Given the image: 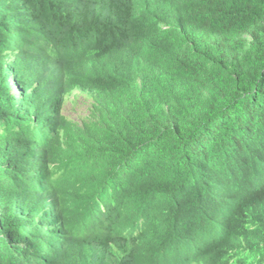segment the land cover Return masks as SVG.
I'll list each match as a JSON object with an SVG mask.
<instances>
[{
	"label": "trees",
	"instance_id": "obj_1",
	"mask_svg": "<svg viewBox=\"0 0 264 264\" xmlns=\"http://www.w3.org/2000/svg\"><path fill=\"white\" fill-rule=\"evenodd\" d=\"M42 61L80 120L24 87ZM236 157L264 170V0H0V264H185L204 221L197 263L264 264V183L219 221L204 179Z\"/></svg>",
	"mask_w": 264,
	"mask_h": 264
},
{
	"label": "clouds",
	"instance_id": "obj_2",
	"mask_svg": "<svg viewBox=\"0 0 264 264\" xmlns=\"http://www.w3.org/2000/svg\"><path fill=\"white\" fill-rule=\"evenodd\" d=\"M38 69L31 67L28 73L27 83L23 84L24 87L29 88L30 90H35L42 93L51 92L53 88L56 87L55 92L53 94H49L48 98L44 101L43 106L48 105L55 97L59 100V107H46L52 111H60L62 116L71 117L69 116V111L71 109L72 104L74 103L78 107L79 101H84L83 99L78 97V90L72 89L69 86L68 77L62 75L61 71L59 70L60 67L55 65L51 61H42L37 62ZM63 80L61 81V78ZM39 79H46L47 86L46 87H38L34 85H30L29 81L34 82ZM53 80L52 83H50ZM12 93H15V90H12ZM71 99V100H70ZM88 104L84 103L81 107L84 109V113L87 114L86 106ZM78 115L77 112H74V115ZM72 118V117H71ZM225 169L222 166L221 171ZM230 172L223 173L224 177L216 178L215 180H211L214 175L219 174L220 172H210L207 170V174L204 175V179L206 184L209 186L210 190L212 191V197H210L214 202V207L216 210L217 218L216 220L224 221L225 217L220 216V213L223 210L224 204L230 200H244L250 196L251 193L258 190L261 187H258L256 184L264 183V170H262L255 179H251V172L246 171L243 169L240 164L238 163L237 157L234 160V164L232 167L229 168ZM236 169V170H235ZM228 171L226 168L225 171ZM233 172V173H232ZM236 174H240L237 175ZM219 179V180H218ZM256 187V188H255ZM241 190V197H238V192ZM244 190V191H243ZM110 212V216L106 217L107 213ZM102 219L97 223L98 226L105 225V230L107 226L110 227H117L119 225L118 218L115 215L114 210L110 211L106 209L102 213ZM223 218V219H222ZM114 224V226H111ZM200 225H205L204 227H199ZM199 226L187 229V231L182 232L175 237L170 239V248L172 250V260L176 259V254L179 246L185 244L190 246L192 243H196L195 252L191 258H188L185 264H201L196 262L197 258L205 249V247L209 244L210 241L198 244L202 238L206 236L203 233V229L206 228L205 221L202 222ZM126 229V224L122 225L121 230ZM104 230V232H105ZM104 232L102 234H104ZM164 253L156 252L151 261L148 264H163L159 261V258L163 256Z\"/></svg>",
	"mask_w": 264,
	"mask_h": 264
},
{
	"label": "rangeland",
	"instance_id": "obj_3",
	"mask_svg": "<svg viewBox=\"0 0 264 264\" xmlns=\"http://www.w3.org/2000/svg\"><path fill=\"white\" fill-rule=\"evenodd\" d=\"M83 104H84L83 101H79L78 107L77 106L71 107L68 115L71 116L74 120H80L85 115V113L83 112L84 109L81 107ZM74 112H77L78 115L76 114L74 115Z\"/></svg>",
	"mask_w": 264,
	"mask_h": 264
},
{
	"label": "bare ground",
	"instance_id": "obj_4",
	"mask_svg": "<svg viewBox=\"0 0 264 264\" xmlns=\"http://www.w3.org/2000/svg\"><path fill=\"white\" fill-rule=\"evenodd\" d=\"M26 9V8H25ZM17 188V187H16ZM69 205V204H68ZM106 206V205H105Z\"/></svg>",
	"mask_w": 264,
	"mask_h": 264
}]
</instances>
